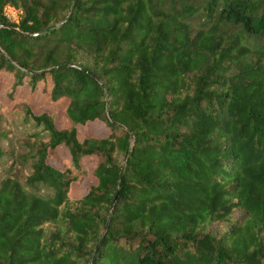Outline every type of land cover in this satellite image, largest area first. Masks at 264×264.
I'll use <instances>...</instances> for the list:
<instances>
[{"label": "trees", "instance_id": "obj_1", "mask_svg": "<svg viewBox=\"0 0 264 264\" xmlns=\"http://www.w3.org/2000/svg\"><path fill=\"white\" fill-rule=\"evenodd\" d=\"M74 1L0 0V264H264V0Z\"/></svg>", "mask_w": 264, "mask_h": 264}, {"label": "rangeland", "instance_id": "obj_2", "mask_svg": "<svg viewBox=\"0 0 264 264\" xmlns=\"http://www.w3.org/2000/svg\"><path fill=\"white\" fill-rule=\"evenodd\" d=\"M19 10V9H17ZM21 17L20 14L16 13L15 11L10 12V16L12 18L14 17ZM20 19V18H19ZM1 77L3 81L0 82V125L3 128H13L14 122L20 123L19 119L13 120L12 117L7 116V112L10 111L13 108V102L9 98L8 93L10 92V84L9 80H11V77L7 75L6 73L1 74ZM43 83H40L35 91H32L30 89H24L20 88L18 90L19 98L23 101L27 102L33 111L37 114L43 113V112H52L56 108H62L67 104V100L62 99L57 103H54L50 100V97L48 94L43 92ZM56 125L60 129H64L70 126V123L68 120L60 115L58 117ZM99 126L98 127H78V137L82 141L83 139L89 137L93 133H98ZM70 157V154L68 150L65 147L58 148L56 154L49 159V163L61 168L62 167V160L67 159ZM96 159L95 158H87L84 160V164L88 166L90 169V172L93 171V169L96 166ZM96 184V179L93 178V176H89L86 178L81 184H74L72 187V194L75 197H79L83 194H85L89 188L92 185Z\"/></svg>", "mask_w": 264, "mask_h": 264}, {"label": "built area", "instance_id": "obj_3", "mask_svg": "<svg viewBox=\"0 0 264 264\" xmlns=\"http://www.w3.org/2000/svg\"><path fill=\"white\" fill-rule=\"evenodd\" d=\"M13 11H15L16 13L21 15V11L17 10L16 8H14L12 6H7L4 10V14L11 22L18 23L20 20L19 15H18V17L16 16L15 18L14 17L12 18V16H10V12H13Z\"/></svg>", "mask_w": 264, "mask_h": 264}, {"label": "water", "instance_id": "obj_4", "mask_svg": "<svg viewBox=\"0 0 264 264\" xmlns=\"http://www.w3.org/2000/svg\"><path fill=\"white\" fill-rule=\"evenodd\" d=\"M75 5H76V0L74 1V4H73V6H72V9H71L70 15L72 14V12H73V10H74Z\"/></svg>", "mask_w": 264, "mask_h": 264}]
</instances>
